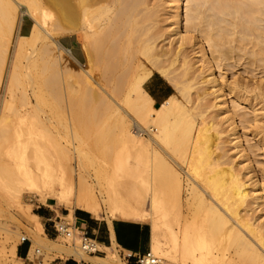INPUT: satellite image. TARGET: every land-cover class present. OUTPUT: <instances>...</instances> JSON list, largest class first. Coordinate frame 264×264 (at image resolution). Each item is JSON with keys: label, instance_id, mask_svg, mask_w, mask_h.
<instances>
[{"label": "bare ground", "instance_id": "obj_1", "mask_svg": "<svg viewBox=\"0 0 264 264\" xmlns=\"http://www.w3.org/2000/svg\"><path fill=\"white\" fill-rule=\"evenodd\" d=\"M153 2V0H0V66L6 62L7 47L10 48L11 44L13 48L6 88L12 91V85L19 75L17 69L19 66L20 69L22 67L20 65L22 58L27 60L23 67L28 68L42 61L45 64L53 63L55 66L57 64L58 68V61L52 55V50L56 49L60 53L65 52L80 63L71 49L57 39L75 35L77 40L82 42L86 57V65L84 64L86 68L83 71L85 76L83 81L79 82L85 87L81 91L87 98L102 99L103 107H99H102L107 114H111L112 119L118 115L117 122L124 143L139 142L143 146L140 148L135 145H125L115 154L112 170L114 169V175L116 174L119 178L122 176V168L133 176L131 181H126L127 183L122 185L124 192L127 190L124 196L129 201L123 200V196L119 201L129 203L132 200L134 205L131 210H126L120 203L121 214L137 220H148V218L152 220L151 254L155 258V264H264V228L262 229V224H256L258 219L253 218L248 208L250 205L258 206V208L264 206V168H261L263 180L260 181L255 175L250 157H247L249 155L244 148L240 129L233 116L235 113L233 111L236 109L231 111L225 94L228 91L232 96L239 98L236 92L243 85L241 86L237 81L233 84L222 83L215 75L216 68L211 60L212 58L216 61V67L220 69V72L238 64H245L244 68L251 66L254 72L255 69L264 72V0H166L165 4H168L169 9L165 12L166 7L163 11L166 13L167 18H165L168 22L169 19L171 21L170 33L161 24L163 22L161 15H165L159 12V8L162 9V7H158L159 5ZM163 2L160 3L164 5ZM20 6L26 9L18 14ZM47 17L52 20L46 21ZM24 18L33 21L28 34L20 33ZM164 23L167 22L164 21ZM183 26L185 32L181 30ZM14 31H17V38L11 41ZM166 32L170 34L168 36H174L176 39L175 45L173 40V44L170 45L176 48L170 49L169 46L167 50L161 46L162 41L160 40L167 34ZM196 32L200 36H197ZM204 40L209 47L211 58L204 47ZM189 44H192L198 57L197 62H200L201 66L196 67L199 70L195 68L194 63L190 62L189 54L185 53ZM169 52L172 56L168 54ZM247 54H252L250 57L254 58L246 59ZM182 55L183 58H180ZM59 57L61 59V54ZM163 57L165 60L162 59ZM143 59L151 66H146ZM166 61L169 63L167 64ZM176 62H181L180 67H177L182 69L181 73L179 69L173 67L177 65ZM78 65L80 67V64ZM95 65L103 67L105 72L103 78L107 76L105 80L108 82H111L113 72L121 70L120 75L113 76L115 79L112 78L113 84H111L110 91L104 81L93 76L92 67ZM152 68H156L165 75L172 73L179 93L183 95L182 98L184 97L187 103L193 98L192 91L197 92L196 89H198V95L195 94L197 96L194 98H198L200 103L197 104L195 100L192 104H197V106L189 104L195 106V108L190 107L198 113L197 111L192 113L191 109L181 103L176 96L165 101L160 107L156 106L144 88L145 82L153 74ZM65 71H62L63 75L65 73L69 77V72ZM81 73L78 74L81 75ZM221 74L224 76L223 72ZM261 84L257 85L258 90L264 95V85ZM254 89L248 91L253 92ZM256 90L257 88L254 91ZM208 95L214 97V103H211ZM244 96L243 98L240 96L242 101L247 98ZM241 99L239 98L240 101ZM8 103H6L7 108ZM251 103L249 106L254 107V102ZM213 107L220 109L217 112L214 111V114L212 111L209 116V110L211 111ZM256 111L254 110V113ZM125 113L130 116L127 115L129 119H132L133 124L127 121ZM196 113L201 118L198 122L194 115ZM223 114H226L225 118L221 117ZM247 116L244 115L240 120L244 123H251L252 120L255 123L259 122L256 116L250 119ZM225 123L228 126V135L230 132L233 136L231 142L238 150L236 155L242 158L238 157L240 160L235 158L237 161L234 160V162L230 160L231 157L229 159L225 146H222L225 145L222 143L225 142L223 140L226 132L223 128ZM2 124L3 122L0 121V133L4 128ZM260 124H256L257 128H261L259 131L254 124L256 131H253L256 137L264 134V126L262 128ZM115 128L112 129L115 130ZM154 129L156 132L153 131ZM145 130H149L150 137H143ZM262 137L264 139V135ZM262 137L261 140H263ZM153 145H156L157 149H151L148 155L146 150L148 151ZM108 152L111 153V150ZM131 152L134 153L136 161L132 167L128 168L122 159L124 155ZM68 155L70 157V153ZM75 155L80 158L81 166H85L84 168L91 161H88L89 159L86 161L87 152L77 147ZM175 155L178 156L177 158L180 157L179 161L184 160L182 161L184 163L177 161ZM182 156L185 157L182 158ZM174 164H177L176 166L180 169ZM181 169L190 179L186 183L189 195L196 193L199 201L195 204L191 197L187 198L186 223L182 230H178L172 220H176V224L182 222L183 178ZM13 170L15 171L9 166L0 165V185L7 190L9 198L7 197L6 204L8 207L14 204L17 211L31 218L32 225L27 226L28 235L32 239L33 246H37L35 253L32 249L31 258L36 254L59 251L79 256L84 261L126 264L113 253L116 242L111 247H102L109 251L105 257L90 256L83 249L71 248L69 242H72L77 235L81 240L80 233L74 228L70 236H61L66 242L68 241L67 245L63 243L61 245L56 240L49 239L40 216L31 211L32 204L24 201L23 195L25 190L29 189L34 196L43 200H54L50 183L35 175L25 176L22 169L21 176L17 174V177L11 179L6 174ZM17 170L20 171L19 168ZM96 179L99 181L97 175ZM166 183L175 192V199L171 204H168L163 197L166 185H168ZM97 184L100 185V181ZM62 187L64 191L59 195V203H65L68 206L69 213L66 215L68 218L75 220L74 207L88 210L95 217H101V201L97 198L98 196H94L93 192L96 189L93 188L92 183L85 180L83 173L79 174L76 169L75 177L71 172L65 173ZM110 198L112 203H115L113 197ZM198 207L203 211L201 219L196 218L195 209H199ZM8 213L11 214L9 209ZM261 213L264 215V212ZM5 233L3 242H0L3 246L0 247V264H23V260L17 257L15 240L19 236L21 239L26 236L20 234L19 226L15 229H6ZM11 241L12 244H10ZM6 243L7 246H5Z\"/></svg>", "mask_w": 264, "mask_h": 264}, {"label": "rangeland", "instance_id": "obj_2", "mask_svg": "<svg viewBox=\"0 0 264 264\" xmlns=\"http://www.w3.org/2000/svg\"><path fill=\"white\" fill-rule=\"evenodd\" d=\"M153 1L155 2V4L159 5L158 7H162V9L159 8V12H162L164 14L169 9L168 8L169 6H167L168 4L167 3L165 4L166 0H164V2H163V0H160V1L159 0H153ZM160 2L161 3L163 2L164 5H162ZM165 8H166V11H165ZM25 9L26 8L24 6H20L18 8V14H20L21 12H24ZM163 9L165 12L163 11ZM181 12H182V8H181ZM162 13H159V14L161 15ZM183 13H184V9H183ZM161 16L163 17L161 19V21H163L161 24L163 25L164 28L166 27L165 28L166 31L168 30V32H169V29H170L169 24L171 23V21L169 19V22H168V19H166L167 18L166 13H165V15H161ZM47 18L48 19L46 21L52 20V18H50V17H47ZM164 21L167 23H164ZM32 24H33V21L31 19L24 18V20L22 21V29L20 30V33L28 34L31 27H32ZM164 24H165V26H164ZM181 30L183 32H185L184 26H183V28L181 27ZM16 32L17 31H14L11 41L16 40V38H17ZM168 32H166L167 34H165L162 37L165 41L163 39L160 40V41H162L161 46H164V49L167 48V50L169 49V46L171 44H173V42L175 45V41H176L174 36L173 37L168 36V35H170V34H168ZM195 34L197 36H200V34L197 32ZM57 39L63 45H65V44L71 45L70 47H68V46H66V47L71 49L72 53L80 60V63L78 61H77L78 62L77 63L75 59L73 60L70 56L65 54V52L60 53L56 49L52 50V55L54 57H56V60L58 61V65H59L58 68H57V64H56V66L53 65V63L45 64V63H42L41 60H40L41 63L33 64L32 66H30L28 68L23 67V65H26L27 60H24V58H22L23 59V60L21 59L22 64H20L22 67H21V69L19 68L20 66L18 67L17 72L19 75L17 77V80L12 85V91L13 92L11 91V89L8 88V90H9L8 91L6 88L7 82H8V74H9V70H10L9 67H10L11 58H12L11 57L12 56V49H13L11 44H10V48L7 47V51H6L7 53L5 56L6 62L0 66V103H1L0 104V111L2 110L0 113V121L3 122V124H4V128L2 129V131L0 133V165H6L12 169H15V171L13 170V172L6 174L8 177H11V179L17 177V174L21 176L20 173H21V169H22L23 173H25V176L27 174L28 175H35L39 179L47 180L50 183L51 193L53 194L54 200H52V199H48V200H52V202H54L53 207H50L49 209H45L46 205H43V203H46L47 200H43L38 196H34V194L29 189H27V191L25 190V193L23 195V200L32 204L31 211L34 213L42 212V210H47V211L51 210V212H53V213H58L59 217H58L57 221L55 220V223H58L60 220H62V222L65 221L66 223H69V224L74 223V220L71 217L68 218V216L63 215V213H65V211L62 213L59 212V209L64 208V207L69 210L68 206H66L65 203L64 204L59 203L60 202L59 201V195L62 194L64 191L63 187H62V180H63L64 174L67 172H71L72 175L75 177V169H76L77 172H79V174H80V172L83 173L85 180L88 183L90 182V184L92 183V185L94 186L93 188L96 189V190L92 189V191L94 190V192H93L94 196L95 197L98 196L97 198H99L101 201L102 208H103L102 216H105L107 218L123 217L125 219L129 218L130 220L146 222L149 224V226H151L150 228L153 230V222L149 218H148V220H146V219L145 220H137V219L132 218L131 216L127 217V216H124L121 214V209H120V208H122V207H120L121 204L123 205V207L126 210H131L133 205H134V204H132L133 202H131L132 201L131 198H130L131 201L129 203H127L129 200L127 201L126 196H124V194H127V193H125V192H127V190L124 192V190H123L124 188L122 189L123 183H127L131 180L129 178H126V177H123L124 178L123 179L122 176H121V178H119L116 174L114 175V172H113L114 169L112 170V165L114 168V164H112V163H114L115 154H117V152H119V150L123 149V147L125 145L126 146L135 145L137 147L143 148L142 144H140L139 142L135 143V144L129 143V142L124 143V141L121 139V137H122V135L120 133L121 130L119 129L120 127H119L118 122H117V120L119 119V117H117L118 115L114 116L112 119L111 114L109 115V113L107 114L104 110H102V107H103L101 105L102 99L95 98V97L94 98L93 97L87 98L83 94L82 89H84L85 86L83 83H79V82L83 81V77L85 76L84 75L85 72H83V71H85L84 69L86 68L85 67L86 57H85V52L82 49V42L80 40H77L78 38L75 35H70V36H66V37H58ZM172 40H173V42H172ZM204 44H205L204 47H205V49L208 50L209 57L211 58L212 56H211V53L209 51V47H208L205 40H204ZM174 45H173V47H175ZM177 45L178 44L176 43V46ZM161 46L159 45V47H161ZM171 47L172 46H170V49H174L173 47L172 48ZM238 52L236 51V53H238ZM58 53H59V55H58ZM185 53L189 54L188 58H189V60L191 59L190 62L194 63L195 68L196 67L199 68L201 66L200 62H197L198 57L195 54V51L193 50L192 44L187 45V48L185 49ZM60 54H61V59L59 57ZM168 54L170 55V52ZM248 55L249 54H247L245 56V57H247L246 59L251 58L250 56L252 54L249 56ZM170 56H172V54ZM236 57H239V55L238 56L236 55ZM66 58H67V60H65ZM170 58H168V60ZM180 58H183V55ZM252 58H254V57H252ZM144 59H143L144 64L146 66H151V64H149V62L144 60ZM162 59L165 60L164 57ZM211 60H212L214 66L216 68L215 69V75L219 78V80H221L222 83L225 82V83H229V84L232 83L233 84L234 81H237L238 83H240L241 86L242 85L244 86V87L242 86V88L240 90H238L236 93H237V95L239 94L238 96L240 99L242 96L245 95L247 97L246 98L247 101H246V99H243L244 102L242 101V99L240 101L239 98L232 96V94L228 93V91L225 92V94L227 95V97H226L228 99L227 104L230 106L231 111L236 109L233 111V112H235V113H233V116L236 120V123L238 124L239 129H240V135L242 137V142H243L244 148H246V151L248 153L247 155H249L247 157H250L249 159L251 160V164L253 165V168L255 169L254 172H255V175L257 176L258 180L262 181L263 180L262 179L263 178V173H262L263 170H261V168L262 167L264 168V139L262 136L264 134H259L258 137H256L254 135L255 132L253 130L256 131V129H254V124H255L256 128H257L256 124H258V123L263 124V125L260 124V126L262 128L264 126V121L262 122V119L264 120V95L261 94V92H260V90H258L259 88L257 86V85H260L261 83H262L261 85H264V72L256 70V69L254 72L253 67H252L253 69H251V66H246V67H250V68H248L249 69L248 70L246 67L244 68L243 65H245V64H243V65L238 64V65H235V67H233V68L224 69L223 71L220 72V69H218V67H216V63H215L216 61L213 60L212 58H211ZM167 62L169 63V61H166V63ZM178 63H177V65H175L173 67H175V69H179V71H180L179 73H181L182 69L180 70V68H177V67H180L181 62L179 63V66H178ZM78 64H80V67ZM63 66H64V69H63ZM81 67H82V69H81ZM93 67H92V69H94V70H92L93 76L102 82L104 81V83L107 85V89L110 91L112 89L111 84H113L112 83L113 79H115V77H117L118 75L121 74L120 73L121 70L118 72L115 71L116 73L113 72V74H111V76H112L111 82H108L107 80H105V78L107 76L105 78H103L105 76L104 75L105 74L104 69H102L103 67L102 66L99 67L98 65L97 66L95 65L94 68ZM198 68H196V69L199 70ZM65 70H67L69 72L70 78L67 75H65V73L63 75L62 71L66 72ZM97 70H98V72H97ZM152 70H153V74L156 72L161 74L163 77H165L174 86L175 94L173 96H171L169 99L176 96V98L179 99L180 102L183 103L186 107H188V109H191V107L195 108V106H197L198 102L200 103V100L198 98H194V96L198 95L197 94V92L199 91L198 89H196L197 92H195V90L192 91V97L193 98L191 101H188V98L186 96L187 101H188V103H187L185 98L184 97L182 98L183 95L182 96L180 95L178 87H177V82L174 80V75L172 73L165 75V74H162L156 68H154V69L152 68ZM222 72L224 73V76H222V74H221ZM78 73L79 74L81 73V75H79ZM113 76H115V77L113 78ZM77 77L78 78L80 77V80H78ZM222 77H224V78L222 79ZM64 78H66V79H64ZM247 84H249L248 85L249 88H248ZM255 86H257V87H255ZM253 87L255 89L257 88V90L254 91L255 89ZM246 89H247V92H246ZM249 89H254V90L252 92L251 90L248 91ZM263 90H264V88H263ZM241 91H242L243 95L242 94L240 95ZM257 91H259L258 93H260L262 96H260V94L258 95ZM9 92H11V93H9ZM7 93H9V94H7ZM12 94H13V96H12ZM195 94H197V95H195ZM245 96H244V98H245ZM208 97H209L211 103H214V97L213 96L210 97L209 95H208ZM211 98H213V100ZM250 100L252 103L254 102L253 105L255 108L252 105L249 106L251 103ZM193 101L197 102V104L196 105L192 104ZM245 101L248 102L249 104L246 103ZM4 102H5V104H4ZM238 102L240 104H238ZM6 103H8V108H7ZM163 103H165V102H163ZM186 103L188 104V106ZM189 104H192L195 106H192ZM5 105H6V107H4ZM161 105H159L158 107H160ZM99 106H102V107L100 108ZM219 109L220 108H218V107L217 108L213 107L211 109V111L209 110V112H210L209 116H211L212 113L214 114L215 112H217ZM254 110L255 111L257 110L256 113H254ZM100 111H101V113H100ZM190 111L192 113H195L197 110L195 111L194 109L193 110L191 109ZM242 112H244V113H242ZM197 113H198V111H197ZM197 113L194 115L196 117V121L198 122L201 120V118H200V116H198ZM243 114L246 116L248 115L247 117L249 119L251 117L255 118V116H256V118L259 119V122L255 123L254 120H252L253 122L251 121V123L250 122L244 123L243 121L240 120V119H243V116H244ZM127 115L128 114L125 115V118L127 119V121L129 123L133 124L132 119L131 118L129 119L130 116L128 115L129 116L128 117ZM225 115L226 114H223L221 117H224ZM239 115H240V117H239ZM241 115H243V116H241ZM109 117L111 120L109 119ZM101 119H102V121H101ZM107 123L109 125H107ZM226 124L227 123L223 124L224 127L222 126L223 128L226 129V132L223 135L224 136L223 140L225 142H222L225 145H222V143H221V145L225 146L224 148H226V150L228 151L229 159L231 157L230 160H233V162H234V160H236V159L240 160L242 158H240L238 155H236L238 150L236 149L234 143L231 142L233 139V136H231L230 132H229V135H230V137H229L228 132H227L228 126H226ZM106 125H107V127H106ZM114 127H116L115 130L112 129ZM257 129H258L257 131H259L261 128L259 129V127H258ZM109 130L111 133L109 132ZM148 131L149 130H147V131L145 130L143 137H150V135H149L150 133ZM153 131L156 132V129H154ZM103 132L105 134H103ZM108 134H110V135L108 136ZM112 134H114V135L111 136ZM118 135H120V137H118ZM254 136H255V138H254ZM114 137H116V138H114ZM261 137L263 140H261ZM104 138H106V139H104ZM259 138H260V140H259ZM76 147L80 150H84L85 152H87L86 161L88 159H89L88 161L91 160L90 162H88L89 164L86 163V165L88 164V166H86V168H84L85 166L84 167L81 166L80 158L77 155H75V148ZM151 149H153V150L157 149V146L156 145H153V147L150 146L149 150H148L149 152L146 150V153L148 155L151 153V151H152ZM106 150H108V151L111 150V153H112V151H113V153L111 154L110 152H108ZM69 153H70V157L68 155ZM184 155H186V154H184ZM165 157L168 159L167 156H165ZM175 157H176V155H175ZM184 157L182 156V158H184ZM179 158H177V161L180 160ZM182 161H184V160H182ZM182 161H179V162L181 164H183L184 162L182 163ZM171 163H173V162H171ZM174 165H175V167L178 168V166H176L177 164H174ZM185 165L187 167V164H185ZM185 165H184V167H185ZM18 168L20 169V171L17 170ZM178 169H180V167ZM95 171H97V172H95ZM180 171H181V175L183 178V182H182L183 186H182V191H181V204H182L183 216L181 218L182 222H180V224H176L175 223L176 220H172V223L175 225V227L178 230L179 229L182 230L184 228V224L186 223L185 217L187 215V212L185 210L187 209V198L191 197V200L193 203H195V202L198 203V201H199L198 200L199 197L196 193L192 194L191 196L189 195V192L186 189V186H187L186 183H187V181H190V179L182 171V169ZM96 175H97V177L101 183L100 185L97 184V182L99 183V181H96L97 180ZM76 176H79V175H76ZM116 177H118V178L116 179ZM166 184H168V183H166ZM166 186L167 187L164 190L165 194H163V197H164V200L168 202V204H171V202L175 199V192L172 190V187H170L169 184ZM115 191H116V193H115ZM115 194H117V195H115ZM111 196L113 197L115 203H112V200L110 198ZM122 196H123L122 199L123 200L125 199V201H127V202H123L121 200L119 201V199H121ZM7 197L9 198L6 188L4 186L0 185V229H2V230H0V242H3V240H4V237L6 235L5 230L6 229L7 230L8 229H15L16 226H19V232L21 235L30 238V236L28 235V230H27V226L32 225L30 216H28V215L26 216L25 214H22L21 212L17 211V207L14 204L12 207H8V205L6 204ZM101 199H103V201ZM106 199L109 202L106 201ZM115 204H116V207H115ZM124 205H126V206H124ZM250 206L248 208L250 209V213H252L253 218L256 220L258 219L257 220L258 222H256V224H259V225L262 224L263 225L262 229H263L264 228V215L261 212H264L263 211L264 206H262L263 208L262 207L258 208V206H253V205L251 207ZM194 208H196V207H194ZM8 209L10 210L11 214L8 213ZM195 211L197 213L196 218L201 219L203 217L202 209H200V208L195 209ZM112 212H114V213L112 214ZM243 212L244 211L242 210V213ZM67 213H68V211H67ZM92 215L94 216V214H92ZM41 221H42V223H44L43 219H41ZM55 223H54V221H48L47 226L45 227V231L49 237H52L53 239H55L58 244L62 245V243H63L64 245H67V244L71 243L70 244L71 248L77 247L78 250L82 249L80 246L81 240L78 237V235L74 238V240H72V242H69V243H68V241L66 242L65 238L61 237V236L64 237L65 235L59 234L56 231V228L54 227ZM76 234H78V232ZM161 238L163 240L164 239L166 240V238H164V237H161ZM15 241L17 242L16 244L18 246L21 243V237L20 236L17 237V239ZM12 243L13 242L11 241L10 244H12ZM0 245H1L0 247H3L2 243H0ZM5 246H7V243ZM36 249H37V246L34 245L33 246V252L34 253H35ZM113 251H114L113 253H115L117 255L119 260L125 262L126 264H131V263H127L126 260L122 259V257L120 256L121 251H123L120 247L115 245L113 248ZM106 252L108 255L109 251L106 250ZM87 254L90 256L94 255V254H89V253H87ZM63 255H72V254L59 252V251H52L49 253H45V260L43 263L49 264V262L53 261V259H55L57 256H63ZM35 256H37V254L34 255L33 257H35ZM74 256L77 259H80L79 256L78 257L76 255H74ZM85 262H86V264H102V263L96 262L94 260H92V261L87 260ZM132 264H138V263L134 262Z\"/></svg>", "mask_w": 264, "mask_h": 264}, {"label": "crops", "instance_id": "obj_3", "mask_svg": "<svg viewBox=\"0 0 264 264\" xmlns=\"http://www.w3.org/2000/svg\"><path fill=\"white\" fill-rule=\"evenodd\" d=\"M65 46L70 47L71 45L65 44ZM144 88L154 99L156 106L161 105L175 94L174 86L157 72L145 82ZM122 160L125 161L129 168L135 164L136 157L134 153L131 152L130 154L124 155ZM121 174L123 177L129 178L130 180L133 179V176L123 168L121 169ZM43 205H46L45 209H49L50 207H53L54 202H52V200H47ZM64 211L65 213H63V215H68L69 210L67 208L64 207L59 209V212L61 213ZM37 214L44 220V228L47 226L48 221L55 222L59 217L58 213H53L51 210H42V212H38ZM73 215L75 219L74 225L76 227H74V229L79 233H87L88 236L94 239L98 244L99 252L94 253V255L91 256H107L106 250L102 247H111L115 242L122 250L130 251L134 254H145L151 249L153 232L150 228L151 226L146 222L130 220L129 218L125 219L123 217L107 218L102 215L101 217H95L88 210L77 207L74 209ZM48 238L55 240L49 236ZM29 239L31 243L21 242L17 246L18 258L23 260V264H43L42 262L45 260V254H38L34 258L30 257L33 249V242L31 238ZM132 263H134V261L131 262V264ZM49 264H86V262L77 259L74 255H63L57 256L53 261L49 262Z\"/></svg>", "mask_w": 264, "mask_h": 264}, {"label": "built area", "instance_id": "obj_4", "mask_svg": "<svg viewBox=\"0 0 264 264\" xmlns=\"http://www.w3.org/2000/svg\"><path fill=\"white\" fill-rule=\"evenodd\" d=\"M54 227L56 228V231L59 234L62 233L63 235L70 236L72 234L71 230H73L75 225H74V223L69 224L66 222H62V220H60L58 223L54 224ZM79 235L81 237V245L80 246L82 247V249L85 252H87L89 254H94V253L99 252L97 242L94 239L90 238L87 233L80 232ZM21 242H30L31 243L30 239L27 237H23L21 239ZM120 256L122 257V259L126 260L127 263H131L134 261L138 264H155V258L152 256L151 250H149L145 254H134L133 252L123 250V251H121Z\"/></svg>", "mask_w": 264, "mask_h": 264}]
</instances>
